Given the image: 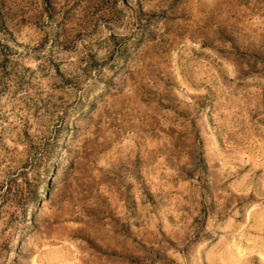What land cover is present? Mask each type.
Returning <instances> with one entry per match:
<instances>
[{
  "label": "rangeland",
  "instance_id": "obj_1",
  "mask_svg": "<svg viewBox=\"0 0 264 264\" xmlns=\"http://www.w3.org/2000/svg\"><path fill=\"white\" fill-rule=\"evenodd\" d=\"M0 264H264V0H0Z\"/></svg>",
  "mask_w": 264,
  "mask_h": 264
}]
</instances>
